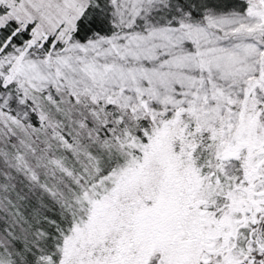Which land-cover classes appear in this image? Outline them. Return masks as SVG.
I'll use <instances>...</instances> for the list:
<instances>
[{
    "label": "snow or ice",
    "instance_id": "1",
    "mask_svg": "<svg viewBox=\"0 0 264 264\" xmlns=\"http://www.w3.org/2000/svg\"><path fill=\"white\" fill-rule=\"evenodd\" d=\"M0 264H264V0H0Z\"/></svg>",
    "mask_w": 264,
    "mask_h": 264
}]
</instances>
